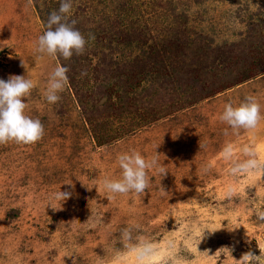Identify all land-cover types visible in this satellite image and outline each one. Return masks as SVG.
<instances>
[{
  "label": "rangeland",
  "instance_id": "374dc122",
  "mask_svg": "<svg viewBox=\"0 0 264 264\" xmlns=\"http://www.w3.org/2000/svg\"><path fill=\"white\" fill-rule=\"evenodd\" d=\"M60 3L0 0V79L26 76L24 60L37 82L25 98L26 114L39 118L45 128L35 144L0 145V264H137L135 253L121 240V230L133 223L140 225L133 237L143 236L157 246L151 264H165L173 251L167 247L169 240H174V251L184 264H239L245 253L260 255L264 221L253 213L264 206V171L232 177L220 152L228 142L237 150L247 144L264 158V118L251 134L241 130L235 135L218 117L226 102L235 106L248 94L257 97L264 117V63H245L248 76L228 86L219 81L217 86L223 87L207 93L200 89L199 78H169L164 69L153 67L156 60L147 62L146 45L119 42L131 28L151 44L164 24L182 19L192 37L189 49L183 50L187 63L204 45L211 65H223L226 80L231 73L240 74L239 51L243 56L249 52L239 44L250 42L254 53L264 50V0H71L70 19L85 38L91 33L95 40L75 56L80 65L69 63L77 84L84 86L77 91L69 80L60 101L48 104L42 89L48 74L62 63L58 56L35 62L34 44L46 31L48 10H58ZM87 7L95 18L114 23L115 32L121 29L120 38L109 46L101 43L109 24L103 31L96 21L76 17ZM164 11H169L168 18L161 15ZM121 54L129 60L127 72L132 71L129 67L133 73L159 71L152 78L135 74L127 87L116 89L122 80L104 65L114 67ZM252 59L257 62L258 56ZM82 71L87 75L81 77ZM212 81L204 84L209 91ZM181 95L186 98L177 102ZM129 149L157 155L166 174L150 171L145 193L109 200L100 181L105 175L119 177L116 155ZM209 162L214 166L204 171ZM77 177L99 187L89 191ZM65 182H73L74 190ZM229 183L239 189L230 199L224 195ZM60 190L73 195L62 210L47 208L49 198ZM186 242L191 252L185 250Z\"/></svg>",
  "mask_w": 264,
  "mask_h": 264
},
{
  "label": "clouds",
  "instance_id": "9594fccd",
  "mask_svg": "<svg viewBox=\"0 0 264 264\" xmlns=\"http://www.w3.org/2000/svg\"><path fill=\"white\" fill-rule=\"evenodd\" d=\"M71 10V0H61L59 9L49 14L46 31L38 36L34 44L35 62H39L45 56L53 59L60 56L64 60H70L73 55L84 54L89 41L95 40L94 34L90 33L85 38L75 27L77 22L70 19ZM22 66L27 69L26 76L10 75L8 80L0 79V145L10 142L18 145H32L40 141L45 134L41 120L26 114L28 104L25 98H30L32 90L37 87V82L31 78L28 65L24 60ZM68 71V67L57 63L48 74L46 86L42 89V96L48 104H56L60 101L59 94L69 83ZM80 75L86 76L87 72L82 71ZM106 100L107 98L104 97L100 101L101 106ZM262 118L264 117L261 115V105L257 97L252 94L245 95L243 100L235 106L232 101L226 102L218 117L219 121L227 125L235 135H239L241 130L251 134L259 126ZM225 134H228L227 129ZM201 147L203 145L200 144ZM241 155L245 158L240 159ZM220 157L228 162L229 167L226 171L232 177L264 171V158L259 156L258 150L247 144L240 146L237 150L236 145L228 142L223 146ZM116 163L120 170L119 177L105 175L100 181L109 200L114 199L116 195L145 193L150 187V171L154 174H166L157 155L145 156L136 149L119 152L116 155ZM213 166V163L209 162L204 166V171L210 170ZM77 179L89 191L93 187H99V184H89L78 177ZM64 184L70 185L73 190L75 188L73 182ZM237 194L239 189L236 184H227L225 197L230 199ZM72 195L73 191L69 190L54 193L49 198L47 208L51 207L53 211L62 210L64 203ZM91 204L92 201H89L90 207ZM253 214L257 220L264 221V206L256 207ZM139 229L140 225L129 224L121 230V240L125 248L135 253L137 264H151V258L157 253V246L143 236L133 237V231ZM207 230L215 232L217 229L208 228ZM167 247L173 251L168 253L165 264H184L183 257L174 251L176 247L174 240H169ZM184 247L186 251L191 252L190 243L186 242ZM259 248L260 255H254L252 252L245 253L238 260L239 264H264V248L260 246Z\"/></svg>",
  "mask_w": 264,
  "mask_h": 264
},
{
  "label": "trees",
  "instance_id": "16d2710c",
  "mask_svg": "<svg viewBox=\"0 0 264 264\" xmlns=\"http://www.w3.org/2000/svg\"><path fill=\"white\" fill-rule=\"evenodd\" d=\"M48 13H51V9L48 10ZM165 17H169V11H164L163 14ZM76 17H79V19H87L88 21H96L97 24L101 27V29L104 31V26L106 25V23L109 24V26L107 27V31L105 32L104 36H106L105 39L101 40V43H106V46H109V44L113 41V38L115 37H119L121 36V34H119L121 32V29L119 30V32H115V24L111 23L109 20H106L104 18H95L92 13H89V7H87V9H82L80 14H77ZM48 21V19H47ZM120 26V25H119ZM162 30L160 32H157V35H154V42H152L151 44L148 43V37L145 36V34L141 33L140 31L135 32L132 31L133 29L131 28H127L126 30H124V34L126 35L125 37L120 38L119 42L120 44L127 42V43H136L139 44V47H145V45L147 46V50H148V56L149 57L148 61L151 60H156L155 65L153 64V67H159L161 68L160 71L162 69H164V75L166 74L169 78H171L170 74H175L177 76H185V75H192L194 77H196L197 79L199 78L202 83L200 85V89H204L203 91L205 92V90H207L206 92H214L217 91L219 88L223 87L224 84H221L220 86H217V83L220 82H224L226 83V81L228 83L225 84V86H228L230 84H236L240 79L246 77L249 75L250 71L249 69H244V65L247 62H251L252 63H256L255 65H260L264 63V50L263 51H257L254 53L253 49V45L249 42V43H245V44H239V46L248 49V51H252L253 53H245V55L243 56L242 51H239V60L238 63H240V74H236L234 75L233 73H231V75L229 77H227V79L225 80V77L223 78V65H220L219 67H214L212 66V59L211 57H209L210 52L205 51L206 46L202 45L203 48L205 47V49H203V51H200V48L198 49L197 54V58H195L194 60L190 61L189 63H187V61L185 60L186 53L187 51H183L186 47L187 49H189V47L191 46L190 40L192 39V37L189 36V33L187 32L186 26H185V22L182 23V19L176 20V22H168L167 24H164L162 26ZM122 28V27H121ZM115 32V33H114ZM98 33V32H97ZM99 38L101 35L98 33ZM100 43V44H101ZM116 44L120 45V44ZM264 42H262L263 44ZM103 45V44H102ZM253 47V48H252ZM199 51L201 53H199ZM256 51V50H255ZM195 52V51H194ZM108 54H111L112 56H114V51L112 50V48H109V52ZM255 54V55H254ZM76 55H73V57L70 60H64L62 57L58 56L60 58V61L62 63V66H66L68 68H70V64H72L73 66V62H76L74 65H80V59L78 57H75ZM237 56V55H236ZM243 56V57H242ZM258 56L257 62L254 61L252 59V57ZM214 57V55H213ZM77 59V60H76ZM144 59V58H142ZM146 62V63H147ZM214 62V60H213ZM129 64V60H125L124 56L121 54L119 60H116V65L113 67V65L111 64H105L104 66L108 67V69L110 70V72H114V78L117 79H121L122 80V85H117L116 89H119L121 87H127L126 84H128V82L133 81V79H135V74H139L145 76V78H152L155 77L159 71H148V73H141V71L139 70L136 73V70H134L133 68L129 67L132 71L127 72L126 68L128 67L127 65ZM170 66V67H169ZM187 66V67H186ZM113 67V68H112ZM258 67V66H257ZM169 68V69H167ZM74 70V69H73ZM170 70V71H169ZM233 71V70H232ZM72 71L69 70L68 71V77L69 80L73 83V87L78 91V87H81L82 85L84 86V84H80L78 85L76 82V74H74ZM75 72V71H74ZM243 75V76H241ZM137 76V77H138ZM152 76V77H151ZM219 77L220 80H217L216 82L212 81L213 77ZM241 76V77H240ZM140 77V76H139ZM79 80H81L79 78ZM207 81H212L210 88L211 91H209L208 89H206V87L204 86V84ZM214 80V79H213ZM99 84H101L102 82H98ZM125 84V85H123ZM210 84V83H209ZM105 87L107 88V86L109 85L107 82L104 83ZM115 85V84H114ZM116 86V85H115ZM190 86H187L186 88L189 90ZM186 97L184 95H181L179 97V100H177V102H180V100L185 99ZM174 102V101H173Z\"/></svg>",
  "mask_w": 264,
  "mask_h": 264
}]
</instances>
